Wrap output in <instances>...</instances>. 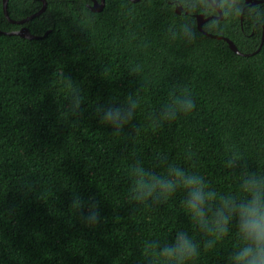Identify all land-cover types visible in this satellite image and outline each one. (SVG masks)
I'll use <instances>...</instances> for the list:
<instances>
[{"label":"trees","instance_id":"obj_1","mask_svg":"<svg viewBox=\"0 0 264 264\" xmlns=\"http://www.w3.org/2000/svg\"><path fill=\"white\" fill-rule=\"evenodd\" d=\"M46 1L41 15L17 25L0 0V32L27 27L40 37L0 33V264H150L148 241L168 242L180 230L200 241L181 206L183 190L164 203L138 204L129 199V167L140 160L167 175L161 155L230 194L231 145L250 169L264 172V3L220 0L223 19L203 26L243 56L198 29L196 15L218 16L208 0H105L100 12L89 8L92 0ZM42 7L40 0L8 3L15 21ZM69 79L84 99L77 115L62 116ZM185 91L195 110L154 124L170 94ZM129 95L140 101L129 125L115 132L99 122L98 104L120 106ZM77 196L98 205L97 226L72 210ZM237 243L233 228L189 264H226Z\"/></svg>","mask_w":264,"mask_h":264},{"label":"clouds","instance_id":"obj_2","mask_svg":"<svg viewBox=\"0 0 264 264\" xmlns=\"http://www.w3.org/2000/svg\"><path fill=\"white\" fill-rule=\"evenodd\" d=\"M175 7L182 5L176 3ZM257 7V6H254ZM188 42L195 37L187 28L183 29ZM129 95L116 106L98 104L96 116L103 125L111 126L115 132L129 125L139 107L140 101ZM66 99L71 101L68 112L77 115L81 109L83 96L80 88L69 79ZM196 108L191 93L173 92L162 106L159 114H154L152 122L159 126L164 122L176 120L181 114H191ZM225 167L232 170L236 180V190L221 195L210 186L205 177L195 171L168 162L157 155L160 166L166 167L167 175H158L146 169L140 160L129 167L131 180L129 199L138 204H159L167 202L177 192L183 190L181 206L201 233L200 241L194 240L188 232L177 231L175 237L162 243L158 239L146 242L145 255L150 264H189L200 257L201 248L205 252L215 250L235 228L238 243L226 258V264H264V172L252 170L242 154L234 146H227ZM189 150V159H191ZM173 177V178H170ZM72 210L81 214L82 223L95 227L100 223L99 207L95 203H85L78 196L74 198Z\"/></svg>","mask_w":264,"mask_h":264},{"label":"water","instance_id":"obj_3","mask_svg":"<svg viewBox=\"0 0 264 264\" xmlns=\"http://www.w3.org/2000/svg\"><path fill=\"white\" fill-rule=\"evenodd\" d=\"M40 1H42L43 7L41 8V10L39 12H37V13H35V14H33V15H31V16L23 19V20L15 21V20H13L10 17V14H9V11H8V3H9V0H3L4 14H5L7 20L10 23L17 24V25H24V24L28 23L29 21L33 20L34 18L38 17L39 15H41L47 9V1L46 0H40ZM131 1L132 2H139L140 0H131ZM208 1L217 10L218 16H212V17L206 18L202 14L196 15V21H197L198 29L202 33L206 34L209 37L216 38V39H221V40H225L228 43L229 47L234 52H236L237 54H240V55H243V56H248L249 54H243V53H241L238 50V48L236 47L235 43L232 40H230L229 38L224 37V36L211 35V34H209V33H207V32L204 31L203 26L210 19H213V18L220 19V20L223 19V12L221 10L220 0H208ZM246 3L253 6V5H258V4L264 3V0H246ZM104 7H105V0H92V5L89 6V8L92 11H94V12H100V11H102L104 9ZM182 9H183L182 6L181 7H176V12L178 14H181ZM0 33L5 34V35H10V36L11 35H18V36H21V37L27 38V39H39L40 38L38 36L33 35L27 27H23V28H21L18 31H13V32H0ZM263 43H264V31H263V34H262V43L260 45L259 50L263 46Z\"/></svg>","mask_w":264,"mask_h":264},{"label":"flooded vegetation","instance_id":"obj_4","mask_svg":"<svg viewBox=\"0 0 264 264\" xmlns=\"http://www.w3.org/2000/svg\"><path fill=\"white\" fill-rule=\"evenodd\" d=\"M245 8H246V7H244V9H245ZM243 11H244V10H243ZM241 24H242V26H241L242 31L244 32V23H243V20H241ZM246 25H247L248 27H251V26H252V22H251V20H248L247 23H246ZM252 27H253V30H254L255 26L253 25ZM263 31H264V28H263V30H262V34H263ZM253 34H254V31H253ZM245 36L248 37V34L245 33ZM261 40H262V39H261Z\"/></svg>","mask_w":264,"mask_h":264},{"label":"rangeland","instance_id":"obj_5","mask_svg":"<svg viewBox=\"0 0 264 264\" xmlns=\"http://www.w3.org/2000/svg\"><path fill=\"white\" fill-rule=\"evenodd\" d=\"M241 20H243V17L241 16Z\"/></svg>","mask_w":264,"mask_h":264}]
</instances>
